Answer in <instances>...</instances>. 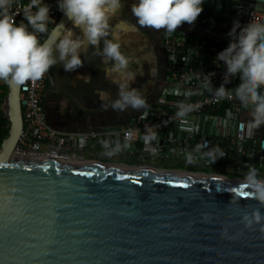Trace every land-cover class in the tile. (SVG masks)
Masks as SVG:
<instances>
[{"label": "water", "instance_id": "obj_1", "mask_svg": "<svg viewBox=\"0 0 264 264\" xmlns=\"http://www.w3.org/2000/svg\"><path fill=\"white\" fill-rule=\"evenodd\" d=\"M48 3L59 13L49 29L63 31L70 21ZM25 89L7 83L1 104L0 264H264V236L240 222L241 211L264 212L240 195L244 176L17 152Z\"/></svg>", "mask_w": 264, "mask_h": 264}, {"label": "clouds", "instance_id": "obj_2", "mask_svg": "<svg viewBox=\"0 0 264 264\" xmlns=\"http://www.w3.org/2000/svg\"><path fill=\"white\" fill-rule=\"evenodd\" d=\"M204 2L133 0L130 11L137 25L164 29L171 33L182 22L193 25ZM55 3L71 22V27L63 24L59 26L63 31L48 27L49 21L53 19L48 0H29L23 7V20L19 22L15 21L11 13L12 0H0V81L22 85L26 80H38L51 66L57 64L65 72H74L83 66L82 53L91 45V54L102 58L106 65L105 75L110 76L112 83L117 86V94L113 99H108L110 93L106 90H97L99 99L107 101L102 107L119 111L145 107L146 98L132 85L137 73L128 68L129 58L121 51L120 41L115 38L117 33L110 29L109 21L118 14L123 0H55ZM116 27L126 30L129 25L121 21ZM38 34L46 35L41 40ZM226 35L227 46L216 53L214 62L223 63L225 83L232 78L239 81L232 95L242 108H250V126L259 127L264 124V23L240 26L234 20ZM85 79L90 80L91 77L86 76ZM225 83L213 88L210 76L207 73L204 75L203 87L217 98L226 95ZM193 107L192 103L181 101L176 115L183 117ZM156 136V132L149 130L144 140L152 141ZM101 144L108 147L106 140H102ZM207 144V141L198 143L195 149L212 165L224 153L215 147L208 148ZM108 154L111 155V152ZM186 161L193 162L192 153L186 154ZM257 172L255 166L249 167L242 182L248 191L243 193L264 207V178L258 176ZM235 201L236 197L231 196V202ZM211 219L209 216H201L200 223L208 224ZM240 222L245 229L257 230L264 236V212L259 207L241 211ZM191 226V222L186 223L184 230L188 231ZM226 233L227 229H222L221 235L225 236ZM235 235L230 238H235Z\"/></svg>", "mask_w": 264, "mask_h": 264}, {"label": "built area", "instance_id": "obj_3", "mask_svg": "<svg viewBox=\"0 0 264 264\" xmlns=\"http://www.w3.org/2000/svg\"><path fill=\"white\" fill-rule=\"evenodd\" d=\"M27 3L29 1L12 0L11 13L16 22L23 20V7ZM50 15L53 19L49 26L56 22L58 12L50 9ZM234 20L240 26L264 23V0H205L192 25L198 31L187 32L178 27L171 33L164 30L161 39L167 59V82L157 101L142 109L128 123L103 129H57L48 123L41 104L48 72L38 80H26L21 99L23 128L15 150L73 159L84 144L101 138L117 147L133 146L138 141L143 144L144 151L163 156L186 151L205 161L206 157L200 155L195 145L207 141L208 148L217 143L216 148L224 153L223 156L236 152L242 156L257 154L262 157L263 130L260 126H250L251 120L246 116H251L250 108H242L232 95L239 81L232 78L225 83L223 63L214 62L216 53L227 46L226 34ZM205 73L210 76L213 88L225 83L224 97L217 98L203 87ZM185 92L189 94L185 95ZM181 101L194 105L183 117L176 115ZM149 130L156 132L157 136L146 142L144 135ZM226 138H231L235 147L221 144L219 139ZM247 139L253 143L251 148L243 145ZM260 139V144L256 145ZM246 163L249 166L254 164L249 160Z\"/></svg>", "mask_w": 264, "mask_h": 264}, {"label": "crops", "instance_id": "obj_4", "mask_svg": "<svg viewBox=\"0 0 264 264\" xmlns=\"http://www.w3.org/2000/svg\"><path fill=\"white\" fill-rule=\"evenodd\" d=\"M132 2L133 0H123L122 8L117 15L110 19L109 24L111 32L117 33L115 38L120 41L121 51L129 58L128 68L137 73L132 85L141 91L146 98V106H148L157 101L161 88L167 82V59L159 39L160 29L137 25L135 17L130 11ZM121 21L128 23L129 27L126 30L116 27ZM66 27H71V22ZM177 27L187 32L198 31L196 27L183 22ZM92 50L90 45L82 53L83 66L74 72H65L59 64L51 66L48 70L41 104L48 123L57 129L72 131L103 129L128 123L133 121L136 115L146 107L127 108L123 111L102 107V104L107 101L99 99L97 90H106L110 93L108 99H113L117 94V86L112 83L110 76L105 75L106 65L102 58L92 55ZM86 76H90L91 79L86 80ZM246 116L247 119H252L249 114ZM260 129L264 134V124L260 125ZM219 141L228 147H235V142L231 138L219 139ZM260 141L261 139L257 141L256 145L260 144ZM216 145L217 143L212 144V148H216ZM243 145L246 148H251L253 143L247 139ZM159 158L161 159V157ZM162 158L168 163L176 162L204 169L209 173H222L231 176H245L250 167L246 163L249 160L254 162L253 166L258 169L257 175L264 177V155L260 157L254 154L249 157L247 154L242 156L231 152L222 156L212 165L207 163V159L203 161L200 156L193 159V162H187L186 158L179 154L166 155Z\"/></svg>", "mask_w": 264, "mask_h": 264}, {"label": "flooded vegetation", "instance_id": "obj_5", "mask_svg": "<svg viewBox=\"0 0 264 264\" xmlns=\"http://www.w3.org/2000/svg\"><path fill=\"white\" fill-rule=\"evenodd\" d=\"M164 29H160L159 39L162 44V32ZM164 49V47H163ZM103 139H95L84 144L83 147L78 151L76 157L71 160H79L88 163H99L105 165H115L122 167H134V168H153L162 170H176V171H189V172H204L209 173L204 169L194 168L188 165H182L180 163L164 161L163 155H158L156 152L144 151L143 144L141 142L135 143L133 146H115L112 142L108 141V147L105 148L101 144ZM218 146V145H216ZM111 152V155L108 154ZM179 154L186 158V151L181 153H170ZM161 157V159L159 158ZM195 154L193 159H195ZM159 158V159H158ZM158 159V160H157ZM264 178V177H262Z\"/></svg>", "mask_w": 264, "mask_h": 264}, {"label": "trees", "instance_id": "obj_6", "mask_svg": "<svg viewBox=\"0 0 264 264\" xmlns=\"http://www.w3.org/2000/svg\"><path fill=\"white\" fill-rule=\"evenodd\" d=\"M22 1L27 2L29 0H22ZM6 93H7V83L0 81V141L5 135H7L8 126H9V120L7 117H5L4 111L1 106L3 98L6 95Z\"/></svg>", "mask_w": 264, "mask_h": 264}, {"label": "snow or ice", "instance_id": "obj_7", "mask_svg": "<svg viewBox=\"0 0 264 264\" xmlns=\"http://www.w3.org/2000/svg\"><path fill=\"white\" fill-rule=\"evenodd\" d=\"M241 196H245L246 197L247 195H246V193L241 192Z\"/></svg>", "mask_w": 264, "mask_h": 264}]
</instances>
